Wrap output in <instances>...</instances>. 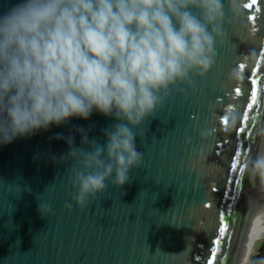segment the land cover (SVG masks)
Returning a JSON list of instances; mask_svg holds the SVG:
<instances>
[{
  "label": "water",
  "instance_id": "95a60500",
  "mask_svg": "<svg viewBox=\"0 0 264 264\" xmlns=\"http://www.w3.org/2000/svg\"><path fill=\"white\" fill-rule=\"evenodd\" d=\"M18 2L0 0V14ZM223 2L215 63L202 77L190 73L194 87L178 83L163 108L133 127L143 157L123 185L111 183L113 173L82 210L70 182L80 166L67 157L66 140L55 138L72 136L74 147L91 150L77 129L103 145L102 130L126 122L114 116L93 110L87 120L71 118L0 145V264H206L221 222L228 227L216 245L218 262L240 264L264 188V176L246 166L264 152V0L254 9L242 0L237 19ZM233 69L239 80L231 78ZM204 130L209 135L202 138ZM236 151L241 171L231 170ZM40 204L52 214H42Z\"/></svg>",
  "mask_w": 264,
  "mask_h": 264
},
{
  "label": "clouds",
  "instance_id": "9594fccd",
  "mask_svg": "<svg viewBox=\"0 0 264 264\" xmlns=\"http://www.w3.org/2000/svg\"><path fill=\"white\" fill-rule=\"evenodd\" d=\"M227 8L242 17V0H227ZM226 16L223 0H19L0 14V145L71 118L87 120L93 110L126 121L102 130L103 145L77 129L88 151L74 147L72 136H55L80 166L70 182L83 210L113 173L111 183L120 186L140 166L133 127L163 108L178 83L194 87L190 73L202 77L213 66ZM231 78L240 79L237 69ZM246 166L264 176V152Z\"/></svg>",
  "mask_w": 264,
  "mask_h": 264
},
{
  "label": "snow or ice",
  "instance_id": "6c2138e0",
  "mask_svg": "<svg viewBox=\"0 0 264 264\" xmlns=\"http://www.w3.org/2000/svg\"><path fill=\"white\" fill-rule=\"evenodd\" d=\"M257 3H258V0H251V3H247L246 4V7L250 8V9H254L255 5ZM251 100L253 102H255V100H256V92H251ZM246 107L247 108H253V104L249 103V104L246 105ZM244 120H249V115L242 119L240 127L236 129L237 132L240 133V134H244V133L247 132V129L243 126ZM240 156H241V152H237L236 151L234 153V158H233V162H232V165H231V170L232 171H241V168L237 167V165L241 163V161L239 159ZM237 183H238V181H237ZM227 227H228V225L223 223V222H221L219 224L218 236L216 237V239L213 242V247L211 248L210 253H209V257L210 258L207 260L206 264H219L216 245H220L222 242H224L222 240V238H225V236H226Z\"/></svg>",
  "mask_w": 264,
  "mask_h": 264
},
{
  "label": "bare ground",
  "instance_id": "6f19581e",
  "mask_svg": "<svg viewBox=\"0 0 264 264\" xmlns=\"http://www.w3.org/2000/svg\"><path fill=\"white\" fill-rule=\"evenodd\" d=\"M264 234V188L258 194V203L254 211L245 250L240 264H246L252 254L253 246Z\"/></svg>",
  "mask_w": 264,
  "mask_h": 264
},
{
  "label": "trees",
  "instance_id": "16d2710c",
  "mask_svg": "<svg viewBox=\"0 0 264 264\" xmlns=\"http://www.w3.org/2000/svg\"><path fill=\"white\" fill-rule=\"evenodd\" d=\"M263 235L261 237L262 238L261 241L258 243L256 247V250L258 251L259 255L264 253V236ZM259 255L256 256L255 258H251L249 264H257L260 260Z\"/></svg>",
  "mask_w": 264,
  "mask_h": 264
},
{
  "label": "rangeland",
  "instance_id": "374dc122",
  "mask_svg": "<svg viewBox=\"0 0 264 264\" xmlns=\"http://www.w3.org/2000/svg\"><path fill=\"white\" fill-rule=\"evenodd\" d=\"M263 236H264V235H263ZM261 239H262V238H260L259 241H257V242L255 243V245L253 246L254 248H253V250H252V254H251V256H250V258H249V260H248V262H247L246 264H249L251 258H255L256 256L259 255L258 251L256 250V247H257L258 243L261 241ZM259 258H260V260H259V262H258L257 264H264V253H263V254H260V255H259Z\"/></svg>",
  "mask_w": 264,
  "mask_h": 264
}]
</instances>
